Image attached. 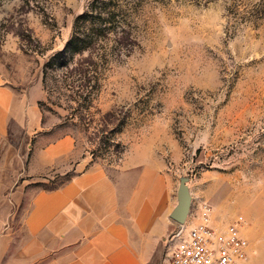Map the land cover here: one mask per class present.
<instances>
[{
	"label": "rangeland",
	"instance_id": "rangeland-1",
	"mask_svg": "<svg viewBox=\"0 0 264 264\" xmlns=\"http://www.w3.org/2000/svg\"><path fill=\"white\" fill-rule=\"evenodd\" d=\"M0 75L37 88L41 127L73 136L83 158L162 179L163 240L186 178L188 227L202 204L215 227L242 216L244 264H264V0H0ZM9 132L19 147L23 128ZM66 177L29 184L14 211L0 201V233L14 240L0 247L4 264L31 192Z\"/></svg>",
	"mask_w": 264,
	"mask_h": 264
},
{
	"label": "crops",
	"instance_id": "crops-1",
	"mask_svg": "<svg viewBox=\"0 0 264 264\" xmlns=\"http://www.w3.org/2000/svg\"><path fill=\"white\" fill-rule=\"evenodd\" d=\"M36 89L18 91L0 75V201L10 200L14 211L35 187L29 184L49 174L69 177L29 194L23 237L7 264H149L158 257L163 264L162 179L91 163L73 136L53 137L41 127ZM13 122L23 128L17 148L8 144ZM12 178L17 185L4 194ZM13 241L0 233V247Z\"/></svg>",
	"mask_w": 264,
	"mask_h": 264
},
{
	"label": "built area",
	"instance_id": "built-area-1",
	"mask_svg": "<svg viewBox=\"0 0 264 264\" xmlns=\"http://www.w3.org/2000/svg\"><path fill=\"white\" fill-rule=\"evenodd\" d=\"M244 219L225 227L212 225L211 207L202 204L198 221L178 225L164 240L163 264H244L249 242L243 235Z\"/></svg>",
	"mask_w": 264,
	"mask_h": 264
},
{
	"label": "water",
	"instance_id": "water-1",
	"mask_svg": "<svg viewBox=\"0 0 264 264\" xmlns=\"http://www.w3.org/2000/svg\"><path fill=\"white\" fill-rule=\"evenodd\" d=\"M187 182L186 178L180 180L177 189V204L170 213V218L179 225L185 224L193 199Z\"/></svg>",
	"mask_w": 264,
	"mask_h": 264
},
{
	"label": "trees",
	"instance_id": "trees-1",
	"mask_svg": "<svg viewBox=\"0 0 264 264\" xmlns=\"http://www.w3.org/2000/svg\"><path fill=\"white\" fill-rule=\"evenodd\" d=\"M78 38L77 37H74L70 42H69V45H68V48H73L74 49V52L77 51L78 49ZM62 55L61 54H58L56 57H61Z\"/></svg>",
	"mask_w": 264,
	"mask_h": 264
},
{
	"label": "bare ground",
	"instance_id": "bare-ground-1",
	"mask_svg": "<svg viewBox=\"0 0 264 264\" xmlns=\"http://www.w3.org/2000/svg\"><path fill=\"white\" fill-rule=\"evenodd\" d=\"M187 221V220H186ZM186 223V222H185Z\"/></svg>",
	"mask_w": 264,
	"mask_h": 264
}]
</instances>
